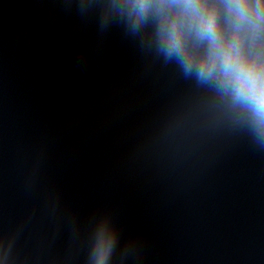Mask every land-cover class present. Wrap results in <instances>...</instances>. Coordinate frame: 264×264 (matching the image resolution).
Returning a JSON list of instances; mask_svg holds the SVG:
<instances>
[{
	"label": "clouds",
	"instance_id": "1",
	"mask_svg": "<svg viewBox=\"0 0 264 264\" xmlns=\"http://www.w3.org/2000/svg\"><path fill=\"white\" fill-rule=\"evenodd\" d=\"M68 2L81 16L98 14L102 32L120 25L162 66L174 65L201 93L196 113L207 125L244 133L264 150V0ZM90 228L85 264H114L120 231L111 214L94 215ZM18 235L0 232V264H17ZM133 254L129 241L119 264Z\"/></svg>",
	"mask_w": 264,
	"mask_h": 264
}]
</instances>
